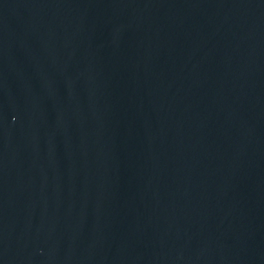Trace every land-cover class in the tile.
Segmentation results:
<instances>
[{
	"label": "water",
	"instance_id": "1",
	"mask_svg": "<svg viewBox=\"0 0 264 264\" xmlns=\"http://www.w3.org/2000/svg\"><path fill=\"white\" fill-rule=\"evenodd\" d=\"M0 264H264V0H0Z\"/></svg>",
	"mask_w": 264,
	"mask_h": 264
}]
</instances>
